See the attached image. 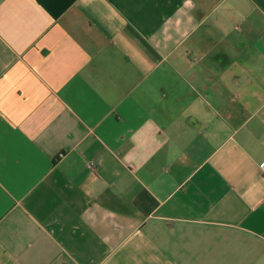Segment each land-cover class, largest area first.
<instances>
[{
	"label": "crops",
	"instance_id": "obj_1",
	"mask_svg": "<svg viewBox=\"0 0 264 264\" xmlns=\"http://www.w3.org/2000/svg\"><path fill=\"white\" fill-rule=\"evenodd\" d=\"M264 0H0V264H264Z\"/></svg>",
	"mask_w": 264,
	"mask_h": 264
},
{
	"label": "built area",
	"instance_id": "obj_2",
	"mask_svg": "<svg viewBox=\"0 0 264 264\" xmlns=\"http://www.w3.org/2000/svg\"><path fill=\"white\" fill-rule=\"evenodd\" d=\"M262 170L264 171V164L261 166Z\"/></svg>",
	"mask_w": 264,
	"mask_h": 264
}]
</instances>
